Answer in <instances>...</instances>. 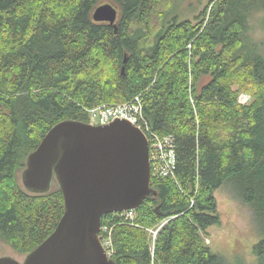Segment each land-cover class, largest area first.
<instances>
[{
	"label": "trees",
	"instance_id": "1",
	"mask_svg": "<svg viewBox=\"0 0 264 264\" xmlns=\"http://www.w3.org/2000/svg\"><path fill=\"white\" fill-rule=\"evenodd\" d=\"M105 3L119 10L117 28L93 19ZM174 5L0 0V239L17 253L42 244L65 210L56 182L45 194L21 184L28 156L57 123H89L88 110L140 96L152 131L175 139L176 179L154 178L157 195L133 219L102 217L111 258L228 264L205 239L220 224L215 193L227 186L255 214L263 239L254 252L264 264V58L244 50L264 0H211L186 21L170 19ZM242 93L251 103L239 104ZM169 218L153 239L150 230Z\"/></svg>",
	"mask_w": 264,
	"mask_h": 264
},
{
	"label": "water",
	"instance_id": "2",
	"mask_svg": "<svg viewBox=\"0 0 264 264\" xmlns=\"http://www.w3.org/2000/svg\"><path fill=\"white\" fill-rule=\"evenodd\" d=\"M93 19L117 28L119 10L105 3ZM21 179L33 194L50 192L56 182L65 210L54 232L23 261L6 256L0 264H116L100 237L102 217L135 211L157 195L148 137L120 119L107 125L57 123L28 156Z\"/></svg>",
	"mask_w": 264,
	"mask_h": 264
},
{
	"label": "rangeland",
	"instance_id": "3",
	"mask_svg": "<svg viewBox=\"0 0 264 264\" xmlns=\"http://www.w3.org/2000/svg\"><path fill=\"white\" fill-rule=\"evenodd\" d=\"M211 0H175L170 19L178 15L181 21L194 20ZM250 10V8H249ZM169 19V20H170ZM246 53L264 58V12L251 16L244 35ZM252 95L242 93L239 104L247 105ZM120 104V103H119ZM20 182L22 179L20 175ZM218 200L220 224L212 226L205 238L211 252L228 264H258L254 249L263 239L255 220L253 210L233 195L231 188L223 186L215 193ZM158 228V227H157ZM154 229V230H157ZM12 257L23 261L26 255L17 253L9 244L0 239V257Z\"/></svg>",
	"mask_w": 264,
	"mask_h": 264
},
{
	"label": "built area",
	"instance_id": "4",
	"mask_svg": "<svg viewBox=\"0 0 264 264\" xmlns=\"http://www.w3.org/2000/svg\"><path fill=\"white\" fill-rule=\"evenodd\" d=\"M90 124L92 125H107L115 120H128L132 124L141 129L148 137L150 144V165L151 179L172 177L176 179V152L175 139L173 136L160 137L152 131V128L146 119L143 111L141 97L138 96L135 100L115 104L104 105L91 110H88ZM127 219L135 217V211H125L122 213ZM172 218L164 220L158 225L157 230L151 229L150 233L153 239L156 238L158 231L165 226ZM103 230V228H102ZM101 230V233H102ZM107 229H104L103 235L100 233L101 240L108 256L113 255V244L111 236H106Z\"/></svg>",
	"mask_w": 264,
	"mask_h": 264
},
{
	"label": "bare ground",
	"instance_id": "5",
	"mask_svg": "<svg viewBox=\"0 0 264 264\" xmlns=\"http://www.w3.org/2000/svg\"><path fill=\"white\" fill-rule=\"evenodd\" d=\"M133 100H135V99H133ZM132 101V100H131Z\"/></svg>",
	"mask_w": 264,
	"mask_h": 264
}]
</instances>
